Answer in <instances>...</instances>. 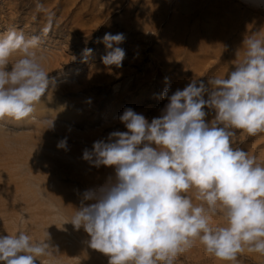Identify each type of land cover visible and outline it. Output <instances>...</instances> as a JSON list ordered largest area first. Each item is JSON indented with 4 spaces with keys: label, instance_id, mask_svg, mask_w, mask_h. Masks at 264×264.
<instances>
[{
    "label": "rangeland",
    "instance_id": "1",
    "mask_svg": "<svg viewBox=\"0 0 264 264\" xmlns=\"http://www.w3.org/2000/svg\"><path fill=\"white\" fill-rule=\"evenodd\" d=\"M49 13L52 28L43 35ZM10 29L40 36L50 84L30 118L0 120V235L23 231L33 242L48 240L51 255L36 264H108L84 229L70 223L83 193L115 177L113 167L83 159L84 150L127 131L119 120L126 108L149 122L159 117L166 87L170 96L193 79L227 77L244 59L243 41L264 38V8L241 0H0V35ZM106 33L126 37L122 67L102 63L106 49L96 40ZM85 48L93 50L86 61ZM213 117L209 111L206 119ZM236 132L233 146L264 164V134ZM65 138L67 150L58 148ZM211 224L223 226V216ZM176 264L229 262L196 241ZM235 264H264V255L245 250Z\"/></svg>",
    "mask_w": 264,
    "mask_h": 264
},
{
    "label": "clouds",
    "instance_id": "2",
    "mask_svg": "<svg viewBox=\"0 0 264 264\" xmlns=\"http://www.w3.org/2000/svg\"><path fill=\"white\" fill-rule=\"evenodd\" d=\"M125 39L123 33L97 38L106 49L105 66L122 67ZM40 45V36L16 29L0 35V120L30 118L48 90ZM243 46L244 59L227 77L193 79L170 96L166 87L159 117L149 122L126 108L119 120L127 131H113L84 150L83 159L113 167L115 177L83 193L70 223L84 229L89 247L108 264H176L196 241L229 264L245 250L264 255V164L233 146L236 130L264 134V38L249 37ZM92 51L83 50L85 61ZM206 109L214 113L210 121ZM57 147L67 150V138ZM216 215L223 226H212ZM47 241L33 242L23 231L0 235V264H36L51 255Z\"/></svg>",
    "mask_w": 264,
    "mask_h": 264
},
{
    "label": "bare ground",
    "instance_id": "3",
    "mask_svg": "<svg viewBox=\"0 0 264 264\" xmlns=\"http://www.w3.org/2000/svg\"><path fill=\"white\" fill-rule=\"evenodd\" d=\"M241 1L247 5L258 4L264 8V0H241Z\"/></svg>",
    "mask_w": 264,
    "mask_h": 264
}]
</instances>
